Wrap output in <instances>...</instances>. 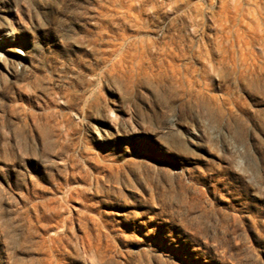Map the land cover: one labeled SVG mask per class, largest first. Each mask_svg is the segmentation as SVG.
Returning <instances> with one entry per match:
<instances>
[{"label": "rangeland", "instance_id": "374dc122", "mask_svg": "<svg viewBox=\"0 0 264 264\" xmlns=\"http://www.w3.org/2000/svg\"><path fill=\"white\" fill-rule=\"evenodd\" d=\"M0 264H264V0H0Z\"/></svg>", "mask_w": 264, "mask_h": 264}]
</instances>
